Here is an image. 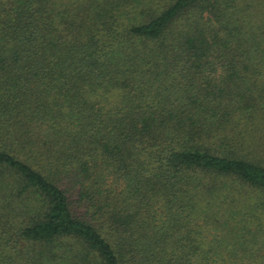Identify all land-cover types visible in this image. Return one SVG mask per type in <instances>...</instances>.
<instances>
[{"label":"trees","instance_id":"obj_1","mask_svg":"<svg viewBox=\"0 0 264 264\" xmlns=\"http://www.w3.org/2000/svg\"><path fill=\"white\" fill-rule=\"evenodd\" d=\"M0 264H264V0H0Z\"/></svg>","mask_w":264,"mask_h":264}]
</instances>
